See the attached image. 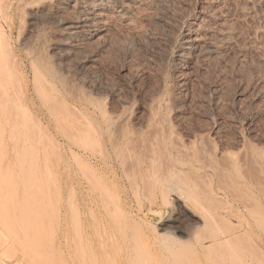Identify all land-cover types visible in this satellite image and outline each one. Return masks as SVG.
Returning a JSON list of instances; mask_svg holds the SVG:
<instances>
[{
    "label": "rangeland",
    "instance_id": "1",
    "mask_svg": "<svg viewBox=\"0 0 264 264\" xmlns=\"http://www.w3.org/2000/svg\"><path fill=\"white\" fill-rule=\"evenodd\" d=\"M6 1L8 2L6 3ZM29 1L30 0H10V1L5 0L3 1L4 3H2L3 5L7 4V6H11L9 12L13 17L14 26L11 32L5 26L3 28V38L6 39V41H8L7 47L9 48L12 54L10 56L11 61L9 57L7 61L6 57H5L6 59L4 60L3 56H1V58L3 59L2 61L0 59V64L2 63V66H4L3 61H6V63L4 62V64H7V66L10 67L13 64L15 68L17 67L16 69L13 66H11V68L8 67L9 69L6 66L4 67L5 69L6 68L8 69V73L10 72V74H11V70H13L12 72L13 76L9 74L7 75H9L10 79L13 78L14 80L15 78L14 81L19 83V84L18 83L15 84L11 79V81H9V83H7L5 87L6 89L9 90V88H11L9 84H11L12 82L15 84L13 85V87L15 86L14 87L15 89H17L18 86L20 87V91L19 88L17 90L19 93L14 89H10L11 91L9 90V92H7L8 90L5 91V88L4 90L0 89V91L1 93H3L2 91L6 92V95L3 94L4 96L9 95L12 92V90L14 92H17L18 94L17 97L20 99L18 101H20L24 105L21 103L20 104L22 106L19 103L17 104L15 103V104L16 105L19 104L21 108L23 106L26 108L23 107L24 110L22 111L21 114H20L21 112L20 110H19L20 112L17 111L16 112L18 113L17 115L16 113H14L15 104L12 106L11 103V100L12 99L14 100V98L12 99L10 98V96L14 97L16 94L15 95L10 94L8 96L10 101H7L8 97L7 98L4 97L2 99L3 95L0 93V97H1L0 102L4 103L5 101L3 100H6L5 106L0 103L1 106L0 111H2L3 109L2 107H5V109H7V110L3 109V111L0 113V264H131L130 263L131 261L132 263L136 264L137 262L136 258L137 260H140V258L142 260L143 256L141 254H143V252L147 253L146 256H150L153 259V261L156 260L158 261L159 264H167L169 263L170 254L176 252L175 250L178 249L179 247H180L179 249H182L184 251L181 253L189 257L191 256L195 264L198 263L216 264V262L217 264H221V260L219 259V257L221 258V256L222 255L225 256V254L228 255L229 253L228 250L231 248V246H229L230 248L228 247L229 248L228 250L226 248L227 251L225 252L224 251L225 247L228 244L224 246V249L222 246L223 250L219 248L218 245H216L217 248H219L217 251L220 250L219 251L220 253L215 251V249H217L216 247H213L215 248L213 250L215 253L212 252L213 253V254L211 253L212 256L211 254L207 255V252L210 253V250L212 251V249L209 248L210 250L208 249V251L207 249L205 250L203 249L202 251V249H200L197 246V243H194L195 240H193L194 239L193 233L194 231H196L194 230L196 228L191 223L192 221H190L192 217H190L189 215L188 218L187 216L188 213L183 211L182 208L177 207L175 203L172 201V199L168 198V196H166L167 198L166 200L168 201L166 200L163 201L162 198L164 199L166 194L164 195V193L161 191L163 197L162 195H160L159 186L156 187L155 185L154 189L156 188L157 190L153 189L152 192L154 197H152L151 192L147 193L148 190L147 191L145 190L147 188L144 186L143 183L140 182L142 178H140L139 176L137 177V175L131 176L132 179L135 178L136 181V182L134 181L135 183L131 184L132 182V181L130 182V180H132L131 177H127L126 174H123L118 164L117 158L114 157L115 155L108 146L107 133L105 132L104 129L105 128L104 117L106 114L114 115V114H118V112L119 113L121 112L118 115L122 116V114H124V116L129 118L127 119V123L129 120L130 126L128 125V127L130 129H128V127H126V129L131 131L132 130L131 128H133V130H138V128H142L138 130L139 132L137 131L138 134H142V135H146L150 132L152 128V124L149 122L152 119L159 118L162 120V121L160 120L161 124L163 122V124L161 125V128L164 129L163 132H165V134L168 135V137L171 140L172 139L174 140L177 137L178 138L182 137L183 139L179 138V140H182V142L184 143L183 145L186 146L187 143L190 141L189 143L190 144L193 143V146H195L193 147L190 145L192 148L195 149L197 147L196 150H198V145H199L200 146L199 149H202L201 151H203L207 155L209 154V152L211 154V152L215 151L217 148L215 153L219 154V158L218 159L212 158L213 161L212 164L216 168H218V170L219 167L221 168L220 165L222 164L221 162H224V160L222 159L227 157L225 155L220 156V154L223 152L224 153L227 152L226 154L230 153V155H233V159L234 158L236 159V160L234 159L235 162H238L239 160L237 166L238 164H239L238 167L242 165L239 170L244 171L248 167L247 171L248 170L250 171L249 166L252 165L256 170L260 168L258 171H255V173H258L260 171L263 172L264 171L262 170L264 168V162H262L264 161V155H262V153L264 154V63L263 61L260 62L261 63L260 66L258 59L255 56L251 55L252 58L253 57L255 58V59L254 58L251 59V61H248L252 65H250L248 62L247 63L249 65L247 63H245L244 65L243 63L245 60L244 59H243L244 61L241 60L240 58L242 57L237 56L235 53L234 56L233 53L230 54L231 55L230 57H232L229 58L230 61L229 59H224L219 56H214V59H212L213 57L211 58L213 61L212 60H210L211 62L209 61L207 65L208 67H206L203 71H201L200 75L198 76L194 75V72L197 69L196 67H198L196 66L198 64L195 63L196 60L193 61V65L195 67L191 66L192 68H190L187 61L182 59L181 57H178L176 54L178 49L180 48L179 46H181V44L179 43L183 41V38L187 34L188 29L190 28V26L193 25L192 23L195 21V19L202 15L203 9L205 8L203 7L205 6L204 0H156V1L141 0L142 2L139 1L140 3L139 5H137L136 3L137 6H135L134 9V13L136 14H134V16L131 14L129 16L130 18L128 17L124 20L123 18L117 16L110 17L112 18V20L110 18L108 19V21L109 20L111 21L106 24L105 26L106 30L100 31L98 34H96L91 39V43H90L91 45L90 44L84 45L90 47L85 48L82 44H78L77 46L80 45L83 47L80 48L75 46L76 48L74 49L71 48L73 49V52L70 49L71 53L69 52V50L67 51L69 53H67L66 50L54 49L52 51L48 50L47 52L46 51L47 49H44V51L47 52V54L51 53V55H49L51 57V59L49 58V61L51 60L50 63H52L50 64V68L52 70H57L58 68L59 70H61V68L64 67L63 72L64 70L67 72H64L63 75L65 76V74H67V76L65 77H68L69 81L71 80L70 81L71 83L74 82L77 85H79L78 87H80L81 89L83 88L82 92L83 93L84 91L87 92L84 94H86L88 98L89 96L90 98H92V101L89 98L88 101L86 102L83 101L77 102L76 106L77 109L79 108L80 112H82L88 117L90 121L89 122L90 125L96 132V137H95L96 141L94 140L92 142L95 143L93 147L95 151H93L89 148L82 146L80 143L72 142L63 136L59 128L56 126L57 125L56 122L54 120H51L52 116L48 114L49 111L42 105V103L38 99L33 89V84H32L33 78H31L33 73L32 72L33 68L31 67L32 65H30L31 62L27 51H25V49L23 51L22 48V44H23L22 42L25 40V38L27 39L31 34L30 24L28 23L29 22L28 10L25 11L23 10V8L25 7L28 9L29 5L27 6V4L29 3L26 2ZM159 1L161 2L159 3ZM149 3H151V5ZM2 4L0 5L3 6ZM49 6H47V10L49 9L48 11H50V9L52 8L51 6L50 8H48ZM147 6L149 7V9ZM202 7L203 9H201ZM251 9L255 11L253 13V11L251 10V13L253 15L254 14L256 15V16L254 15L253 17L251 14V18H252L251 20L254 21L255 19L254 22H251V27L255 26L256 23H257L256 26H258L259 24L258 21L261 16L260 13L261 11L260 9H258L257 4L255 3H251ZM225 13L227 15L228 13H231L232 15L230 14L228 15L230 17L234 16L232 20L234 24L232 22L231 23L235 25L234 27H236L237 29L239 27V29L243 30L244 31L243 36H246L245 33L246 31H248L247 29H249L250 23L249 22L247 23L246 21L244 22V20L242 19L240 21L238 17L235 19L236 15H233L232 11L230 12L227 11ZM115 17L117 18L115 19ZM180 17H182V19ZM118 18L122 20L121 21L122 24L120 20H118ZM180 19L182 20L181 21L182 23L180 22ZM52 24L50 25L51 26L55 25L54 30L55 29L58 30V28L59 29L62 28V26L59 24L58 25L60 27L56 26L57 24L54 25ZM61 30L63 31V28ZM61 30H58L60 31V33L56 31L54 34L53 33L47 34L48 36L46 34L44 36L43 34L45 38L41 35L40 41L41 40L44 41L45 39H47L46 37H53L54 40L57 39L58 41L61 40L63 36L61 35L62 34ZM121 30H123L124 32ZM49 39L52 38H48V40ZM53 39L51 41H54ZM48 40H45L44 41L45 43L43 42V45L46 46L47 45L46 41L49 43ZM172 42L173 44H171ZM63 51L65 52L63 53ZM25 53H27V55ZM13 57L15 60L13 59ZM215 57L218 58L216 59ZM14 61L17 62L16 66L14 64ZM253 61L258 62V64L256 62L254 63ZM8 62L10 63V65ZM0 69H1V65H0ZM190 69L191 70L194 69V70L190 71ZM3 71L5 70L3 69L2 72ZM5 72L4 74L7 73ZM7 75L5 76L7 77ZM192 75H194L195 77H193ZM2 76L4 79L10 80L8 77L5 78L3 73ZM4 83L6 84V81ZM80 85H82V87ZM88 94L90 95L88 96ZM155 95H157L158 97ZM159 95H161L160 98ZM165 97H167L169 100L166 98L167 101H165L164 103ZM64 99H66V101H71L70 96H64ZM157 99H158V104L157 103L156 104L158 106L154 104L155 102H157L156 101ZM9 102L11 103V105H9ZM14 102H17V100H15ZM151 102H153L152 105L149 104ZM162 102L164 105L163 104L161 105ZM91 103H93L94 105L98 103L97 104L98 106L96 105L95 107H92ZM145 105L148 106L149 109ZM170 105H173L174 108H172V106L170 107ZM101 106L103 107V109L101 108ZM152 106L158 110L156 115H155L156 111L155 113L154 111H152V109H154ZM161 106L163 107V109ZM164 106L167 107L165 108ZM10 108L14 110L13 111L14 115L19 116L20 123L21 120L24 119L25 122H27L28 120L27 122L28 124L27 123L23 124V120H22L21 126L19 125V123L14 122L15 126H17L16 124H18L19 126L17 128H14L12 126L10 127V125H13V122H11V124L7 122L11 120L14 121L16 117V116L10 117L12 115V113H10L12 111V110L10 111ZM21 108L19 107L18 109ZM171 108L173 109V111ZM168 109L170 110L169 113L170 115L168 114V120H167L166 112L168 113L169 111ZM127 110L129 113L127 112ZM7 111L11 115L7 114ZM109 111H111V113H108ZM112 111H115L116 113L113 112L112 114ZM125 113L128 114L125 115ZM153 113L155 117L153 116ZM158 113L163 117L160 118L158 116ZM5 114H7L11 120L8 119L7 118L8 116ZM21 115L23 118L20 117ZM30 115L33 116V119L31 118V120L34 121V124H36L35 121L38 119L37 122L40 121L42 123L41 125V123L39 122L41 126L47 125L46 126L48 130L47 132L52 134V136L54 137L53 139L56 140L55 142L52 139L55 142L54 144L53 141L49 140L52 138V136L49 135V133L44 132L46 130L44 129L45 127L44 128L40 127V125L38 124L39 128H41L40 130H42V128L44 130L41 132L46 133L45 135L46 138L47 137L49 138V139L47 138V140L44 138H42V140H39L41 132H39L38 126L37 127L35 126L36 128H38L36 129L32 125L33 122L29 118L31 117ZM147 117L150 118L149 121L148 119L146 121ZM5 118L8 119V121L6 122L8 125L4 123ZM15 121L17 122L18 120ZM96 124L99 127L96 126ZM164 124L166 125V127L164 126ZM145 125L148 127L147 130H145L146 129ZM88 128H90V126ZM36 130L38 131L37 132L38 135L35 134ZM89 130L87 129L86 131L89 132ZM133 130L131 133L134 134L135 132L136 134V131L133 132ZM172 130H174V132H177L178 136L174 134ZM171 131L174 134L173 136L174 138L171 137L172 136ZM92 132L94 131L91 130V132L89 133ZM27 133L28 134L30 133L29 135H33L31 137L34 140H32L31 137L27 135ZM49 136H51V138ZM196 136L198 137L196 138ZM28 137H30V139H28ZM35 137L37 138V140H39V142L35 141L36 140ZM190 139L192 140L194 139V140L191 142ZM195 139L196 142L194 143ZM197 139H199V141ZM207 139H209V141ZM203 140L204 143H206L207 145L203 143ZM210 140L213 143H211ZM197 142L199 144H197ZM208 142L212 145L211 146L209 144V146H211L210 148L208 146ZM73 145H75L76 147ZM253 146L254 149H251ZM248 147H250V149ZM68 148H70L69 151L70 153L68 152ZM75 148L77 150H75ZM187 148L188 145L186 146L185 149ZM83 149L85 152L83 151ZM189 149L191 148L189 147ZM189 149H187L189 153H191L192 150L195 151L194 149L192 150ZM252 150L255 151L252 152ZM72 151L75 153L78 152V154L73 153L72 156L74 157H71ZM100 151H102V154L97 156V152ZM81 152H83L84 154H82ZM79 154L82 156H80ZM242 154L244 155V157H246L245 160H243L244 158L243 156L239 158V156ZM260 154L262 155V157ZM76 155L80 156V159L78 158L80 163L81 161L82 163L84 162L85 158L83 157L87 158L85 160L88 161L87 162L88 164L86 163L85 165L86 167L83 166L84 168H86V171L90 169L93 170L94 176L97 175L98 172L100 173L98 174V179L96 178L97 176H95V178L94 177L92 178H94L95 181L96 179L99 180L98 182L101 183L100 187L103 186L107 187L106 192L110 191L108 192V196L110 195V193H112L113 195V196L112 195L109 196L112 198L109 197L108 198L110 200L111 199L114 200L115 202L117 200L120 213H122L120 214L118 212L119 210L117 211L118 214H120V216L117 215L118 217L117 218L118 220L116 219L117 223L114 222L115 223L114 227H116L117 229L114 230V237L108 243L103 242L101 240L103 236H106L110 232L108 231V229L110 230V226L108 224L104 222L102 223V221L99 222L97 224V227L99 225L100 231L98 229L96 230V227L94 229L90 227L92 216L89 215L90 213L84 207V203H85L84 195H86V193L90 189H92L94 186H97L98 184L94 185L93 187L91 186L95 181L92 180V178H90L91 175L86 174L87 172L85 171V169H82L85 171L83 172L85 174L84 175L85 177L82 175V172H80L79 170L82 168L80 167L82 165H80V163L78 164V166L80 165L79 166L80 168L76 166V162L78 161L76 159L77 158ZM171 155H173L171 157L172 162L176 166L180 167L181 165L177 162L183 160L184 158H182L181 156L176 157L175 152L173 151H171ZM257 155L259 156L258 158L256 157ZM247 156L250 157L252 156V157L251 159H249L250 157ZM174 157L176 158V160ZM253 158L255 159L254 164L252 160ZM216 160H218V162ZM186 161L187 160H185L184 162ZM240 161L242 163L248 162L250 164L246 163L248 165L247 166L246 164H241ZM90 163L92 164L91 165L92 167L90 166L91 168L89 167ZM186 163L188 164L184 166V169L190 172L191 171L194 172V173L191 172L192 173L191 175L190 172L187 171V174L189 173L188 175L193 176V174L197 173L198 175H194V176L196 177L195 179H199L200 182H202L205 179L207 185L209 186L211 185L210 186L211 189L218 192L219 194L218 196L223 200V201L221 200L223 205L225 203L224 202L225 200L226 202L227 200H229L227 204H225L224 206L222 205L220 199L215 200V202L220 201L221 204L219 203L218 204L215 203V204L218 205L219 207H225L231 209L232 208L231 205H233L234 202H232L233 198H231V195L228 194L229 187L227 189V186L230 183L229 181L231 179H237V177H235L237 174L234 172L230 173L227 171L231 175L230 177L233 176V178L230 179L229 176L227 175L226 170H224L223 168L220 169L222 171L219 170L221 174L218 171H216L217 173H219V175L223 176L222 177L223 181L225 179H229V181L227 180L228 183L224 181L225 183L223 182L224 183L223 185L222 183H220L222 180L221 177L220 176H219L220 178L218 177V179L220 180L219 183L223 185V188L226 185L225 187L226 189L225 188L221 189L223 191L222 192L221 190L217 189V187L221 188L222 185L219 186L218 183L219 180L216 181L218 175L215 174V172L212 169L210 170L206 166H203V164L201 163H195V162L193 163L189 161H187ZM262 163H263V168L261 169ZM190 164L193 167L189 166ZM243 165L244 166L246 165L245 168H243ZM202 170L208 175V177L203 176V179L201 178L202 177L201 173L202 174L204 173ZM90 172L88 171V173ZM222 173L223 174L226 173V175L224 174L226 178ZM250 173L251 176L252 174L254 175V171L253 173L252 172ZM183 175L185 176L186 173L185 174L183 173ZM183 175L182 173L181 175H176L175 173L174 176L170 175L169 177L172 176L171 179L176 177L177 180L178 176H183ZM166 176H168V174ZM206 177L209 178L210 182H208ZM85 178H88L90 181L88 180L87 182ZM155 178L156 177H154V180ZM109 180H111V183ZM215 181L218 184H215ZM89 182L91 183L93 182V183L89 184ZM98 182L96 181V183ZM102 182H103V186H102ZM129 182H130V186H128ZM135 184L138 185L136 186ZM141 186H144L145 189L142 188ZM129 187L132 188L130 189ZM132 189H134L135 192L137 191L139 194L137 192L136 193L133 192ZM180 189L181 190L183 189L182 191H185L184 188H180ZM224 190H226L227 192ZM250 193H251V188H250ZM144 194H147V196L149 194L148 198ZM133 195L134 196L137 195L139 197L135 198ZM176 207L178 210L181 211L182 215L180 214V211H178L179 214L178 212H176L177 211ZM96 215L97 212H95V216ZM184 216L185 217L187 216V218H184ZM254 218L257 220V222ZM262 218H264V214L259 215L257 213H253L250 216H248L247 220L240 222L242 225H239V227H237L236 225L237 223L238 224L240 223L237 222L236 220H233V218H232L233 224H228L229 222L227 223V219L223 220V222L224 223L226 222L227 224L226 223L224 224L223 222L215 221V223L211 224L210 227L205 230V232L202 233V231L200 230L199 232L198 231L195 232L194 237L197 238L196 235L200 234L199 235L200 237L203 234L210 233L211 232L210 229H212L213 227L214 228L212 231L214 233L215 229L218 226L221 227V225H223L221 227L222 229L224 228V226H226L222 232H224V230H227V232L230 230L231 232L232 231H234V233L240 232L239 234H241L242 230L244 231L247 230V232L251 236L249 234H246L247 233L246 231L245 234H246V238L248 237L247 242H249V238L251 237L250 238L251 247L249 250L248 248L249 246L246 244L248 246L247 247L248 249L246 252L245 251L246 247L245 248L243 247L242 249L243 255L244 253L253 254L252 257H249V255L251 256V254L249 255L246 254V258L247 259L250 258L248 260L251 261V264H264V232L262 231V227H264V220ZM188 220L190 222H188ZM186 225L187 227L190 225L189 228H187ZM227 225H230L229 226L230 229H226L228 228ZM232 225L235 226L233 227L235 228V230L232 228ZM123 226H125V229L123 228ZM188 230L190 231L188 232ZM171 231L174 233L173 234L170 233ZM186 231L189 234L193 232L191 236H189V239L188 238L186 239V237H188V235L186 236L187 234ZM132 232L134 234V237ZM217 233L223 235L226 232L221 234V231H218ZM160 234L162 236L159 237ZM166 234L167 235L169 234L170 236H167ZM100 235L102 237H100ZM172 235L175 237L171 238ZM137 238L140 239L141 242L138 243L134 240ZM154 238H157V240ZM180 238L185 239L182 240L183 243L180 242L181 240ZM178 239L180 240L178 241ZM177 241L179 243H177ZM184 241L187 242L185 243ZM134 243L138 244L139 246H137L136 244L135 246ZM176 243L179 245L177 246ZM132 244L134 245L135 248H137L135 249L132 247V249H134L131 251V253L134 254L133 257L132 254L130 253L131 250L130 246H133ZM141 246L143 247L141 248ZM176 246L178 248H175ZM190 246L192 248V251ZM138 247H140V249ZM172 247H174V249ZM143 248L145 249L144 251ZM159 249L162 251H160ZM138 250H139V254L137 256H139V258L136 256ZM167 250H169L171 253L168 254ZM171 250L174 251L172 252ZM204 252L206 253V255ZM221 252H225V253L222 254ZM192 253H195L196 256H194L195 254L193 255ZM217 253L221 255L218 256ZM254 254L256 255V257L254 256ZM213 255L216 256L218 259ZM227 255L225 256L226 258L224 256L222 257L223 260L228 258ZM131 257L132 260H130ZM165 257L167 258V260ZM207 257L209 258L212 257L217 260L210 258L214 262L212 261L209 262L210 260L207 259Z\"/></svg>",
    "mask_w": 264,
    "mask_h": 264
},
{
    "label": "bare ground",
    "instance_id": "2",
    "mask_svg": "<svg viewBox=\"0 0 264 264\" xmlns=\"http://www.w3.org/2000/svg\"><path fill=\"white\" fill-rule=\"evenodd\" d=\"M1 1V0H0ZM5 1V0H3ZM3 1L0 2V4L4 3ZM10 1V0H9ZM139 1L141 0H30L29 2H26V3H29L27 4L28 6V9L26 8H23V10H28V17H29V24H30V36L22 42V48H23V51L25 49V51H27L28 55H29V58H30V62L32 65L31 67L33 68L32 69V77L33 78V83L31 81V83L33 84V89L38 97V99L40 100V102L42 103V105L49 111L48 114H50L52 116L51 120H54L56 122V126L59 128V130L61 131V133L63 134V136L72 141V142H76V143H80L82 146L86 147V148H89L93 151H95L93 149L95 143H92L94 140L96 141L95 137H96V132L95 130L92 128V126L90 125V121L88 119V117L83 114L82 112L79 111V108L77 109V106H76V103L77 102H80V101H83V102H86L88 101V99L90 98V94H88L89 98L87 97L86 94L84 93H87L84 91V93L82 92L83 88L81 89L80 87H78L79 85H77L76 83L74 82H70L69 81V78L68 77H65L67 76V74H65V76L63 75L64 72H67L64 70L63 72V68H61V70H59V68L57 70H52L50 68V63L51 60L49 61V58L51 59V57L49 55H51V53H48V50L49 51H52L54 49H59V50H66V52L69 50L70 52V49L71 48H76L75 46H77L78 44H82L83 46L84 45H87V44H90L91 43V39L96 35L98 34L100 31H103V30H106L105 26L108 22H110L112 20V18L110 17H114V16H117V17H120V18H123L126 19L128 18L131 14L134 16V9H135V6L139 5ZM146 1V0H145ZM152 1V0H151ZM156 1V0H155ZM8 1H6L7 3ZM142 2V1H141ZM144 2V1H143ZM154 2V1H153ZM161 1H159L160 3ZM203 2V1H202ZM13 3V2H12ZM21 3V2H20ZM25 3V4H26ZM137 3V5H136ZM152 3V2H151ZM151 3H149L151 5ZM155 3V2H154ZM204 3H205V7L203 9V7L201 9H203V12H202V15L197 17L195 19V21L192 23L193 25L190 26V28L188 29L187 31V34L184 36L183 38V41L179 44H181V46H179L180 48L178 49L177 51V56L178 57H181L182 59L186 60L189 67L192 68L194 65H193V61L196 60V71L194 72V75L195 76H198L200 75L201 71H203L206 67H208V63L210 60L214 59V56H219L221 58H224V59H229V58H232L230 57L231 53H233V56H234V53L239 56V57H242L240 58L241 60L244 61V65L245 63H247L248 61H251V59H253L251 57L252 56H255L257 59H258V62H259V65L261 64L260 62L263 61L264 63V0H204ZM251 3H255L257 4L258 6V9H260V13H261V16L259 18V24L258 26H252L251 27V22H254L253 20H251V10L253 11V13L255 12L253 9H251ZM203 4V3H202ZM200 4V5H202ZM3 5V4H2ZM13 5V4H12ZM51 6L52 8L50 9V11L47 10V6ZM154 5V4H152ZM156 5V4H155ZM23 6V5H22ZM50 6L48 8H50ZM139 7V6H138ZM148 7V6H147ZM253 7V6H252ZM11 8V6H7V4L1 6L0 5V59L2 61V59L4 58V60L6 59L8 61V57L10 59V56H11V51L9 50V48L7 47L8 44L6 41V39L3 38V28L4 26L11 32L13 26H14V20H13V17L12 15L10 14L9 12V9ZM22 9V8H21ZM20 9V10H21ZM137 9V7H136ZM149 9V7H148ZM141 10V9H139ZM138 10V11H139ZM189 10V9H187ZM11 11V10H10ZM19 11V10H18ZM136 11V10H135ZM202 11V10H201ZM230 12L232 11L233 12V15H236L235 16V19L238 17L239 20L241 21L244 20V22L246 21L247 23L249 22L250 23V26H249V29H247L248 31H246L245 35L246 36H243L244 34V31L234 27L235 25H233V18L234 16L230 17L228 16L229 14L232 15L231 13H228V15L225 13V12ZM16 12V11H15ZM27 13V12H25ZM138 13V12H137ZM184 13V12H182ZM139 14V13H138ZM201 14V13H200ZM15 15V14H14ZM26 15V14H25ZM195 15V14H194ZM255 15V14H254ZM254 15L252 14V16L254 17ZM145 16V14H144ZM191 16V15H190ZM197 16V15H196ZM256 16V15H255ZM115 17V19L117 18ZM142 17V16H141ZM149 17V16H148ZM177 17V16H176ZM185 17V16H184ZM111 19L108 21V19ZM130 18V17H129ZM133 18V17H132ZM139 18V17H138ZM152 18V17H151ZM178 18V17H177ZM182 19V17H180ZM230 18V19H229ZM232 18V19H231ZM256 18V17H255ZM179 19V18H178ZM180 19V22L182 21ZM184 19V18H183ZM118 20H120L118 18ZM129 20V19H128ZM153 20V19H152ZM151 20V21H152ZM114 21V20H113ZM122 20H120L121 22ZM150 21V20H149ZM157 21V20H156ZM236 21V20H234ZM117 22V21H116ZM119 22V21H118ZM119 22V23H120ZM127 22V21H126ZM233 24H232V23ZM57 24L56 26H59L61 25L62 28H63V31L61 29L58 28V30H61L62 31V39L61 40H57V39H53V37H46L47 39L45 40H48V38H52L54 41H51L52 39H49V43L46 41L47 45H43V42L45 41H40V37L41 35L45 36V34H54L56 31H58L57 29L54 30V24ZM114 23V22H113ZM175 23V22H174ZM182 23V22H181ZM180 23V24H181ZM50 24L54 25V26H51ZM59 24V25H58ZM116 24V23H115ZM122 24V22H121ZM179 24V25H180ZM184 24V23H183ZM236 24V23H235ZM175 25V24H174ZM254 25V24H253ZM125 26V25H124ZM178 26V24H177ZM28 27V26H27ZM60 27V26H59ZM57 28V27H55ZM109 28V27H108ZM111 28V27H110ZM126 28V27H125ZM115 30V29H114ZM134 30V29H133ZM8 31V32H9ZM123 31V30H121ZM171 31V30H170ZM175 31V30H174ZM243 31V32H242ZM9 32V33H10ZM29 32V33H30ZM60 33V31H58ZM124 32V31H123ZM58 33V34H59ZM119 33V32H117ZM121 33V32H120ZM129 33V32H128ZM136 33V32H135ZM112 34V33H111ZM133 34V33H132ZM131 34V35H132ZM137 34V33H136ZM113 35V34H112ZM124 35V34H123ZM43 36V37H44ZM48 36V35H47ZM54 36V35H53ZM116 36V35H115ZM129 36V35H128ZM7 37V36H6ZM139 37V36H138ZM174 37V36H173ZM12 38V37H11ZM45 38V37H44ZM112 38V37H111ZM130 39V38H129ZM57 40V41H56ZM107 40V39H106ZM134 40V39H133ZM97 41V39H96ZM110 41V40H109ZM114 41V40H113ZM129 41V40H127ZM42 42V43H41ZM93 42V41H92ZM45 43V42H44ZM173 44V42L171 43ZM252 44V45H251ZM91 45V44H90ZM83 46H77V47H83ZM169 46V45H168ZM171 46V45H170ZM45 47V48H43ZM85 48L87 46H84ZM90 47V46H88ZM87 47V48H88ZM173 47V46H172ZM106 48V47H105ZM174 48H177V47H174ZM44 49H47L45 52ZM73 49L72 52H73ZM166 50V49H165ZM75 51V50H74ZM164 51V50H163ZM176 51V49H175ZM55 52V51H54ZM53 52V53H54ZM65 51H63L64 53ZM67 52V53H69ZM27 53H25L27 55ZM71 53V52H70ZM24 54V55H25ZM166 54V52H165ZM54 55V54H53ZM70 55V54H69ZM1 56H3V58H1ZM14 56V55H12ZM6 57V58H5ZM67 57V56H66ZM213 57V58H212ZM212 58V59H211ZM216 58V57H215ZM218 58V57H217ZM216 58V59H217ZM14 59V57H13ZM12 59V61H13ZM27 59V58H26ZM238 59V58H237ZM239 59V60H240ZM255 59V58H254ZM15 60V59H14ZM178 60V59H177ZM240 60V61H241ZM11 61V59H10ZM9 61V62H10ZM213 61V60H212ZM230 61V59H229ZM4 62L6 63V61H3V65L2 66V63L0 64L1 65V69L3 67V69L6 71V69L9 67L7 66V64H4ZM8 62V63H9ZM16 61H14V64L15 66L17 65V62L15 63ZM181 62V60H180ZM211 62V61H210ZM254 62V61H253ZM252 62V63H253ZM256 62V61H255ZM254 62V63H255ZM258 62H256L258 64ZM194 63V64H195ZM249 63V62H248ZM247 63V64H248ZM28 64V63H27ZM246 64V65H247ZM250 64V63H249ZM248 64V65H249ZM10 65V63H9ZM62 65V64H61ZM187 65V64H186ZM252 65V64H250ZM255 65V64H254ZM7 67L6 69L4 67ZM11 66L14 67V65L12 64ZM11 66L9 68H11ZM20 66V65H19ZM54 66V65H53ZM52 66V67H53ZM192 66V67H191ZM214 66V65H213ZM222 66V65H221ZM237 66V65H236ZM261 66V65H260ZM57 67V66H56ZM62 67V66H61ZM195 67V66H194ZM211 67V65H210ZM8 68V69H9ZM15 68V67H14ZM13 68V69H14ZM17 68V67H16ZM15 68V69H16ZM239 68V67H238ZM241 68V67H240ZM254 68V67H253ZM0 69V89L4 90L5 88V91H7L8 89H6L5 85H7V83H9V81H12L16 84L18 82L14 81L13 78L10 79L9 75H12V72L13 70H11V74L10 72L8 73V69H7V73L5 71L2 72V70ZM55 69V68H54ZM263 69V68H262ZM194 70V69H192ZM190 69V71H192ZM16 71V70H15ZM71 71V70H70ZM4 72L6 74H4ZM2 73L3 75H7V77L10 79H4L3 76H2ZM245 73V72H244ZM72 74V73H71ZM182 74V73H181ZM190 74V72H189ZM194 75H192L193 77H195ZM205 75V74H204ZM11 76V77H12ZM69 76V75H68ZM72 76V75H71ZM70 76V77H71ZM189 76V75H188ZM5 76V78H7ZM6 81V84L3 82ZM68 78V79H67ZM198 78V77H197ZM8 80V81H7ZM74 80V79H73ZM4 84H3V83ZM14 83L11 82L9 90L10 89H14L15 91L18 90L19 88V91H20V87L18 86L17 89H15L13 87V85H15ZM19 84V83H18ZM76 84V85H75ZM3 85V86H2ZM12 85V86H11ZM31 85V84H30ZM32 86V85H31ZM82 87V85H80ZM166 87V86H165ZM8 88V87H7ZM162 88V87H161ZM171 88V87H170ZM9 90L7 92H9ZM163 90V89H162ZM11 91V90H10ZM164 91V90H163ZM162 91V92H163ZM3 93H0L3 95L5 94L6 95V92L2 91ZM12 90V92L10 93L11 95H15L14 97L10 96V98H14L13 102L11 100V103H12V106L16 103H21L20 100L18 97H17V92H14ZM13 93V94H12ZM19 93V92H18ZM22 93V92H21ZM27 93V92H26ZM8 94V93H7ZM9 94V95H10ZM164 94V93H163ZM9 95L7 96H4L2 97V99L5 97L7 98ZM27 95V94H26ZM34 96V95H33ZM64 96H70L71 98V101H66V99H64ZM154 96V95H152ZM157 96V95H155ZM161 95H159V98H160ZM165 96V95H163ZM17 97V99H16ZM22 97V96H21ZM151 97V96H150ZM158 97V96H157ZM156 97V98H157ZM28 98V97H27ZM69 98V97H67ZM158 98V99H159ZM167 97H165V100H164V103L165 101H167L166 99ZM1 99V97H0ZM91 101H92V98H90ZM152 99V98H150ZM154 99V98H153ZM158 99L156 100L157 102H155L154 104H158ZM15 100H17V102H14ZM160 100V99H159ZM169 100V99H168ZM1 101V100H0ZM5 101L4 103H1L5 106V103H6V100H3ZM2 101V102H3ZM7 101H10L9 100V97L7 99ZM162 101V100H161ZM171 101V100H170ZM94 102V101H93ZM98 102V101H96ZM149 102V101H148ZM172 102V101H171ZM11 103L9 102V105H11ZM95 103V102H94ZM153 102L149 103L152 105ZM15 104V108L14 110L12 108H10V113H12V115L10 113H8L7 111V114L11 115L10 117L12 116H16L14 121H12L9 116L7 114L8 119H10L11 121L7 122L8 119L5 118L4 119V123H10L13 122V125H10V127H14V128H17L19 125L21 126V123H22V120H23V124L24 123H27L25 122L24 119H22V115L20 117H22L21 119V123L19 121V116L18 113H16L17 111L20 112V114L22 113V111L24 110L23 107L21 108V103L20 105H16ZM90 104V103H88ZM92 107H95L96 105H94L93 103H91ZM156 104V105H157ZM163 104V102L161 103V105ZM169 104V103H168ZM24 105V104H23ZM30 105V104H29ZM164 105V104H163ZM98 106V105H97ZM146 106V105H145ZM158 106V105H157ZM173 105H170V107ZM1 107V106H0ZM10 107V106H9ZM21 108V109H18V108ZM30 107V106H28ZM90 107V106H89ZM126 107V106H125ZM148 107V106H146ZM153 107V106H152ZM162 107V106H161ZM160 107V108H161ZM165 107V106H164ZM167 107V106H166ZM165 107V108H166ZM3 109H5V107H2ZM1 108V109H2ZM26 108V107H24ZM101 108L103 109V107L101 106ZM122 108V107H121ZM130 108V107H128ZM154 108V107H153ZM164 108V110H165ZM169 108V107H168ZM171 108V109H172ZM2 109V111H3ZM9 109V108H8ZM18 109V110H17ZM149 109V107H148ZM163 109V107H162ZM7 110V109H5ZM4 110V111H5ZM26 110V109H25ZM121 110V109H120ZM151 110V109H150ZM169 110V109H168ZM167 110V111H168ZM0 111V113L2 112ZM13 111L14 113H16L17 115H14L13 114ZM28 111V110H27ZM47 111V112H48ZM103 111V110H102ZM107 111V110H106ZM152 111H156L155 115L157 114V109L154 108L152 109ZM161 111V110H160ZM159 111V112H160ZM173 111V109H172ZM29 112V111H28ZM27 112V114H28ZM46 112V113H47ZM116 113L115 111H112V114ZM123 112V111H122ZM126 112V111H125ZM128 112V110H127ZM132 112V111H131ZM166 112V111H165ZM24 113V112H23ZM30 113V112H29ZM89 113V112H88ZM107 113V112H106ZM108 113H111V111H109ZM121 113V112H120ZM118 112V114H120ZM124 113V112H123ZM129 113V112H128ZM128 113H125L128 114ZM153 113V116L155 117ZM162 113V112H161ZM160 113V114H161ZM170 113V110L168 111V113L166 112L167 114V120H168V114ZM172 113V112H171ZM4 114V112H3ZM19 114V115H20ZM31 114V113H30ZM105 114V112H104ZM118 114H114V115H109V114H106L105 117H104V129H105V132L107 133V141H108V146L109 148L111 149V151L113 152V154L115 155L114 157L117 158L118 160V164L123 172V174H126L127 177H131V176H136L137 177L139 176L140 178H142L140 180L141 183L144 184V186L147 188L145 189L144 186H141L142 188H144L147 193L148 192H151V196H153V189L156 185L159 186V189H160V195H162V192L164 193L165 197L164 199L162 198L163 195H162V200H166V196H168L169 199H172V201L175 203V205L177 207H180L182 208L183 211H185L186 213H188V218H189V215L190 217H192V219L190 221H192L191 223L194 225V227L196 229V231H194L193 235L195 236V232H199L202 231L205 232L206 229H208L210 227L211 224H214L215 221H218V222H223V220H226L227 219V223L228 224H233V221H232V218L233 220H236L237 222H242L244 220H247L248 219V216H250L251 214L253 213H257L259 215H262L264 214V171H260L258 173H255V171H258L259 169H255L252 165H250L249 169V173L247 171V168L242 171V170H239L240 167L242 165L237 166V163L239 162H235V160L233 159V155H230L229 154H226V153H221L220 156L222 155H225L227 156L226 158L222 159L224 160V162H221L222 164L221 165V168H223L224 170H226V172H234L236 173L237 175L235 177H237V179H231L233 178L230 177L231 175L227 172V175L229 176V178L231 179L229 181V179H225L224 181L226 183H228V181L230 182L227 186V189L229 187V195H231V198H233L232 202H234L231 209L229 208H225V207H219L218 205L216 204H221L222 203V199L218 196V192L214 191L213 189H211V185H207V183L205 182V179L202 181L203 179V176H207L208 175L204 172L203 174H206V175H200V177L202 178L200 182L199 179H195L196 177L194 175H198L197 173L193 174L191 172L193 171H188V170H185L184 169V166L187 165L188 163H186L187 161L189 162H195V163H201L203 164V166H206L207 168H209L210 170L212 169L215 174H217V178H216V181L219 180L218 177L220 176L221 179L223 176L219 175V173L221 174L220 170L221 168L219 167V170L218 168H216L212 163V158L214 159H218L219 158V154L218 153H215V151L209 152V154L207 155L206 153H204L203 151H201L202 149H199V145H198V150L197 147L194 149L192 148L191 146H193V143L189 144L187 143L188 145V148L189 147L191 149L189 150H192L194 149L195 151H191V153L188 152L185 145H183L184 143L182 142V140H179V138H182V137H177V132H174V130H172L174 132V134H176L177 138H175L174 140L170 139L168 137V135L165 134V132H163L164 129L161 128V122L159 118H155V119H152L149 123L152 124V128L150 130V132L146 135H142V134H138V130L139 129H142V128H138V130H133V128H131L134 131H136V134L134 132L129 131L128 129H130L128 127L129 125V120H128V123H127V118L126 116H124V114H122V116L118 115ZM152 114V112H151ZM163 114V113H162ZM49 115V116H50ZM108 115V116H107ZM148 115V114H147ZM150 115V114H149ZM170 115V114H169ZM27 116V115H26ZM31 118L33 119V116L30 115ZM128 116V115H127ZM131 116V115H130ZM158 116L160 118H162L163 116L162 115H159L158 113ZM157 116V117H158ZM35 117V116H34ZM150 117V116H149ZM152 117V118H154ZM4 118V116H3ZM28 118V117H27ZM94 118V117H93ZM92 118V119H93ZM150 120V118H146V121ZM165 119V118H164ZM15 120H18L17 122ZM29 120V121H30ZM35 120V118H34ZM2 121V120H1ZM33 122V126L34 128H36L38 126L39 128V122L38 119L35 121V123L37 124H34V121L31 120ZM30 121V122H31ZM93 121V120H92ZM162 121V120H161ZM170 121V119H169ZM19 123L16 124L17 126H15V123ZM132 122V121H131ZM6 123V124H7ZM41 123V122H40ZM126 123H127V126H126ZM148 123V122H146ZM28 124V123H27ZM39 124V125H38ZM145 124V123H144ZM166 124V123H165ZM164 124V126L166 127V125ZM8 125V124H7ZM30 125V123H29ZM42 125V123H41ZM40 127H45L44 129H46L45 131L43 130H40L41 128H39V132L41 131H44V132H47V128L45 126H41ZM44 125V124H43ZM132 125V124H131ZM134 125V124H133ZM150 125V124H149ZM27 126V125H26ZM32 126V127H33ZM36 126V127H35ZM90 126V128H88ZM96 126H98L96 124ZM130 126V125H129ZM146 126V125H145ZM144 126V127H145ZM162 126V127H164ZM173 126V125H172ZM23 127V125H22ZM31 127V125H30ZM99 127V126H98ZM126 127H128V129H126ZM139 127V126H138ZM143 127V129H144ZM151 127V126H150ZM149 127V128H150ZM168 127V126H167ZM36 128V129H38ZM147 126H146V129L147 130ZM89 130L91 129L92 133H89L91 132V130H89V132H87L86 130ZM135 129V128H134ZM171 129V128H170ZM144 130V131H145ZM166 130V129H165ZM138 131V132H137ZM171 131V132H172ZM28 132H31V131H28ZM38 131L36 130L35 131V134L38 135L37 133ZM42 133L40 134V138L39 140H42V138L46 139V133ZM143 132V131H142ZM172 132V136H171V133H170V136L173 137L174 134ZM33 133V132H32ZM49 133V132H47ZM141 133V132H140ZM144 133V132H143ZM30 134V133H29ZM27 133L28 136H33V135H29ZM44 134V135H42ZM99 134V133H98ZM49 135L52 136V134L49 133ZM36 136V135H35ZM43 136V137H41ZM48 136V135H47ZM51 136H49L51 138ZM30 137H28V139H30ZM37 137V136H36ZM35 137V141L39 142V140H37V138ZM195 137V136H194ZM193 137V138H194ZM198 136H196L197 138ZM203 137V136H202ZM54 137L52 136L51 141H55V139H53ZM174 138V137H173ZM204 138V137H203ZM32 139V137H31ZM53 139V140H52ZM183 139V138H182ZM34 140V139H32ZM191 142L194 140L190 139ZM199 141V139H197ZM209 141V139H207ZM206 140V141H207ZM53 141V144L55 143ZM63 141V140H62ZM196 142V139L194 141V143ZM211 142V140H210ZM36 143V142H35ZM99 143V142H98ZM203 143H204V140H203ZM213 143V142H211ZM74 144V143H73ZM93 144V146H92ZM186 144V143H185ZM197 144H199L197 142ZM196 144V145H197ZM206 144V143H204ZM209 142H208V146H209ZM56 145V144H55ZM77 145V144H75ZM73 145V146H75ZM191 145V146H190ZM195 145V144H194ZM207 145V144H206ZM211 145V144H210ZM215 145V144H214ZM63 146V145H62ZM212 146V145H211ZM209 146V148L211 147ZM76 147V146H75ZM78 147V146H77ZM99 147V146H98ZM195 147V146H193ZM207 147V146H206ZM72 148V147H71ZM83 148V147H81ZM107 148V147H106ZM250 149V147H248ZM74 149V148H73ZM71 149V150H73ZM85 149V148H84ZM83 149V151H84ZM108 149V148H107ZM251 149H254V146L251 148ZM75 150H77L75 148ZM207 150V149H206ZM209 150V149H208ZM70 151V148H68V152ZM80 151V150H79ZM171 151L175 152V155L176 157H179L181 156L182 158H184L183 160H180L178 161L177 163H179L181 166L178 167L176 166L172 160H171V157L173 155H171ZM211 151V149H210ZM219 151V150H218ZM248 151V149H247ZM251 151V150H250ZM249 151V152H250ZM255 151V150H252V152ZM85 152V151H84ZM90 152V151H89ZM221 152V151H220ZM247 152V153H249ZM70 153V152H69ZM73 153L75 152H71V157H74L72 156ZM78 154V152H76ZM75 153V154H76ZM82 154H84L83 152H81ZM104 153V152H103ZM246 153V155H247ZM256 153V152H255ZM254 153V154H255ZM88 154V153H87ZM92 154V153H91ZM102 154V151L100 152H97V156L101 155ZM232 154V153H231ZM244 154V153H243ZM240 155L239 158H241L242 156L244 157V155ZM251 154V153H250ZM253 154V155H254ZM80 155V154H79ZM75 156V158L78 160L76 162V166H78V164L80 163L79 162V159H80V156ZM218 155V157H217ZM261 155V154H260ZM262 155H264L262 153ZM261 155V157H262ZM91 156V155H90ZM94 156V155H93ZM213 156V157H211ZM96 157V156H95ZM247 157H250V156H247ZM252 157V156H251ZM251 157L249 159H251ZM257 158L259 157L258 155L256 156ZM255 157V158H256ZM79 158V159H78ZM85 159H87L86 157H83ZM90 158V157H89ZM92 158V157H91ZM175 158V157H174ZM223 158V157H222ZM246 157L243 158V160H245ZM84 159V162L80 163V167H82L80 170V172H82V175L84 176L85 174L83 172L86 171V163L88 162L87 160ZM105 159V158H104ZM173 159V158H172ZM221 159V157H220ZM226 159V160H225ZM69 160V159H68ZM109 160V159H108ZM176 160V158H175ZM185 160H187L186 162H184ZM241 160V159H240ZM242 160V161H243ZM253 160V164H254V158L252 159ZM90 161V160H89ZM100 161V160H99ZM218 162V160H216ZM221 161V160H219ZM258 161V160H257ZM73 162V164H74ZM96 162V160H95ZM176 162V161H175ZM264 162V161H262ZM58 163V161H57ZM102 163V162H101ZM241 164H250L248 162L246 163H242L240 161ZM257 163V162H256ZM255 163V164H256ZM56 164V162H55ZM84 164V165H83ZM88 164V163H87ZM216 164V163H215ZM246 164V165H247ZM259 164V163H258ZM58 165V164H57ZM63 165V163H62ZM92 164L90 163L89 164V167L91 166ZM95 165V164H94ZM197 165V164H196ZM195 165V166H196ZM245 165V166H246ZM78 166V167H79ZM84 166V167H83ZM100 166V165H99ZM102 166V165H101ZM108 166V165H107ZM191 166V164L189 165ZM195 166H194V169H195ZM245 166L243 165V168H245ZM248 166V165H247ZM255 166V165H254ZM56 167V166H55ZM79 167V168H80ZM92 167V166H91ZM90 167V168H91ZM193 167V166H191ZM253 167V168H251ZM256 167V166H255ZM259 167V165H258ZM69 168V167H68ZM88 168V166H87ZM94 168V167H93ZM202 168V167H201ZM199 168V169H201ZM242 168V169H243ZM257 168V167H256ZM263 168V163H262V166H261V169ZM77 169V168H76ZM82 169H85L82 170ZM103 169V168H102ZM108 169V168H107ZM82 170V171H81ZM88 170V169H87ZM91 170V169H90ZM90 170H88L90 172ZM205 170V169H204ZM223 170V171H224ZM264 170V168L262 169ZM88 171H86L87 173L86 174H89L91 175L90 178L97 176L96 178L98 179V174H100L98 172V169H97V172L98 174L94 176V171L91 170L90 173H88ZM187 171L190 172L191 175H188L187 174ZM198 171V170H197ZM206 171V170H205ZM216 171H218L219 173H217ZM254 171V175L252 174L251 176V173H253ZM104 172V171H102ZM180 172V173H179ZM244 172V173H243ZM111 173V171H110ZM116 173V172H115ZM176 173V175H183V173L186 175L184 176H178L177 180H176V177L171 179L172 176H174ZM194 173V172H193ZM200 173V172H199ZM233 173V174H234ZM168 174V176H166ZM174 174V175H173ZM214 174V175H215ZM223 174V173H222ZM226 175V173H224ZM223 174V175H224ZM88 175V176H89ZM104 175V174H103ZM101 175V176H103ZM115 175V174H114ZM117 175V174H116ZM170 175H172L171 177H169ZM224 175V177H225ZM107 176V175H106ZM85 177V176H84ZM120 177V176H119ZM153 177V178H152ZM154 177L155 180H154ZM180 177V178H179ZM199 177V178H200ZM206 177V178H207ZM219 177V178H220ZM92 178V180L95 181V179ZM111 178V177H110ZM115 178V177H114ZM226 178V177H225ZM88 182V178H85ZM96 181L98 182L99 180ZM108 179V178H107ZM116 179V178H115ZM132 179V177H131ZM213 179V178H212ZM139 180V179H138ZM208 182L209 181V178H207ZM206 180V181H207ZM228 180V181H227ZM90 181V180H89ZM96 181L92 184L91 182H89V184H92L91 186L93 187L94 185H97V186H94L92 189H90L86 195H84V207L87 209V211L90 213L89 215L92 216V220H91V224H90V227L92 229H94L96 227V230L98 229L99 230V225L97 227V224L99 222L102 221V223H106L110 226V230L108 229V231H110L106 236H101L102 237V241L103 242H109L112 240V238L114 237V230L117 229L116 227H114L115 223H117L116 219L118 218L117 215L120 216V210H119V206H118V203H117V200L116 202L114 200H110L109 198H112V197H109L112 195V193H110V195L108 196V192H106V188L107 187H104L103 186V182H102V186L103 187H100L101 186V183H96ZM110 183H111V180H109ZM114 181V180H113ZM132 181V182H131ZM135 178H133L132 180H130L131 184L132 183H135ZM215 181V184H218L220 182V180L218 181V183ZM223 179L221 180L220 183H222L224 185V182ZM130 182L128 183V186H130ZM205 182V183H204ZM224 182V183H223ZM121 183V182H120ZM124 183V182H123ZM138 183V182H137ZM140 183V184H141ZM177 183V184H175ZM202 183V184H200ZM219 183V186H221L222 184ZM125 184V183H124ZM136 186L138 184H135ZM223 185L221 186V188H218L219 190H221L223 188ZM122 186V185H121ZM134 186V185H133ZM218 186V185H217ZM85 187V186H84ZM90 187V186H89ZM135 187V186H134ZM133 187V188H134ZM210 187V188H209ZM226 187V185H225ZM224 187V188H225ZM125 188V187H124ZM130 188V187H129ZM132 188V187H131ZM130 188V189H131ZM139 188V187H138ZM180 188H184L185 191H182ZM223 188V189H224ZM250 188H251V193H250ZM135 189V188H134ZM134 189H132L133 192ZM156 189V188H155ZM154 189V190H155ZM226 189V188H225ZM137 190V189H136ZM143 190V189H142ZM144 190V191H145ZM157 190V189H156ZM131 191V190H130ZM131 191V192H132ZM141 191V190H139ZM162 191V192H161ZM222 191V190H221ZM226 191V190H224ZM112 192V191H111ZM132 192V193H133ZM137 192V191H136ZM135 192V193H136ZM223 192V191H222ZM227 192V191H226ZM138 193V192H137ZM220 193V192H219ZM225 193V192H224ZM139 194V193H138ZM150 194V193H149ZM148 194V196H149ZM146 195V197L148 198L147 194H144ZM113 196V195H112ZM134 196V195H133ZM109 197V198H108ZM116 197V196H115ZM135 198L139 197V196H134ZM224 197V196H223ZM218 198V199H217ZM226 198V197H225ZM150 199V198H149ZM220 201H216L215 200H219ZM138 200V199H137ZM161 200V202H162ZM168 201V200H166ZM165 201V202H166ZM171 201V200H169ZM229 200H227L228 202ZM152 202H153V199H152ZM224 205L227 204L226 200L224 201ZM164 203V202H163ZM216 203V204H215ZM152 204V203H151ZM173 204V203H172ZM223 205V203H222ZM223 205V206H224ZM176 207V212L180 211L178 210ZM119 210V211H118ZM120 214H118V212ZM95 212H97V215L99 216H95ZM179 214V212H178ZM180 214L182 215L181 211H180ZM184 214V213H183ZM177 216V215H175ZM187 216L184 218H187ZM228 216V218H227ZM254 217V216H253ZM252 217V218H253ZM259 217V216H258ZM257 218V216H256ZM255 219V218H254ZM259 219V218H258ZM264 220V218H262ZM260 219V220H262ZM118 220V219H117ZM222 220V221H220ZM251 220V219H250ZM256 220V219H255ZM188 220V222H190ZM115 222V223H114ZM120 222V221H118ZM257 222V220H256ZM217 223V222H216ZM224 223V222H223ZM226 223V222H225ZM224 223V224H225ZM226 223V224H227ZM245 224V223H244ZM113 225V226H112ZM192 225V227H193ZM239 225H242L241 223L238 224L237 223V227H239ZM259 225V224H258ZM257 225V226H258ZM190 226V225H189ZM189 226L186 227L189 228ZM223 225H221L222 227ZM228 228L226 229H230L229 226L230 225H227ZM245 226V225H244ZM256 226V227H257ZM262 226V225H260ZM128 227V226H127ZM219 227V226H218ZM218 227L215 229L214 233H213V228L210 229L211 232L210 233H207V234H203L199 237V235H196V237L193 236V240H195L194 243H197V246L202 249L205 250L209 248L212 249V251L210 250V253L207 252V255H210L212 252L215 253L213 250L215 248L213 247H216V245H218L219 248L222 249V246H223V249H224V246L227 245L225 247V252L230 248L229 246H231V248L228 250V255L225 254V256L227 255L228 256V260L227 259H224L223 260V256H221V258L219 257V259L221 260V264H251V261H249L248 259L250 258H246V254H251V253H244L243 255V247L246 249L245 251L247 252V249L249 248L250 250V247H251V237L249 238V242L248 241V237L246 238V234H249L247 232V230H242L241 231V234H239L240 232L238 233H234V231H228L227 230H224V232H226L225 234H223L224 232L223 229H225L226 226H224V228L222 229L221 227ZM235 227L234 225H232V228ZM119 228V227H118ZM123 228L125 229V226H123ZM132 228V227H131ZM231 228V229H232ZM261 228V227H260ZM113 229V230H112ZM134 229V228H133ZM132 229V230H133ZM235 230V228H233ZM238 229V228H237ZM259 229V227H258ZM135 230V229H134ZM217 230V231H216ZM100 231V230H99ZM151 231V230H150ZM190 230H188L189 232ZM218 231H221V234L223 235H220L219 233H217ZM262 231L264 232V227H262ZM131 232V231H129ZM134 232V231H133ZM132 232V234H133ZM98 233V232H97ZM127 233V232H126ZM138 233V232H137ZM170 233H174V232H170ZM169 233V234H170ZM187 233V231H186ZM191 233V234H192ZM244 233V234H242ZM246 233V234H245ZM123 234V233H122ZM139 234V233H138ZM159 234V233H158ZM162 234V233H161ZM159 235L162 236V235ZM167 235V236H170V235ZM191 234L187 233L186 236L188 235V237H186V239L188 238L189 239V236H191ZM198 234V233H197ZM137 235V234H136ZM135 235V236H136ZM152 235V234H151ZM175 235V234H174ZM250 235V234H249ZM147 236V235H146ZM154 236V235H153ZM173 236V235H172ZM171 238H174L175 236H173ZM251 236V235H250ZM130 237H131V234H130ZM133 237H134V234H133ZM139 237V236H138ZM145 237V236H144ZM155 237V236H154ZM157 237V236H156ZM165 237V236H164ZM199 237V238H198ZM153 238V237H152ZM196 238V239H195ZM151 239V238H150ZM157 240V238H154ZM163 239V238H162ZM161 239V240H162ZM177 239V238H176ZM181 239V238H180ZM178 239V241L180 240ZM191 239V237H190ZM247 239V240H246ZM136 242H141L140 239H134ZM139 240V241H138ZM143 240V239H142ZM160 240V241H161ZM168 240V239H167ZM182 240H185V239H181L180 242H182ZM145 241V240H144ZM150 241V240H149ZM177 241V243H179ZM190 241V240H189ZM134 242V241H133ZM146 242V241H145ZM148 242V241H147ZM153 242V241H151ZM171 242V241H170ZM185 242V241H184ZM187 242V241H186ZM185 242V243H186ZM247 242V243H246ZM164 243V242H163ZM168 243V242H167ZM176 243V244H177ZM249 243V244H248ZM136 243H134L135 245ZM162 244V242H161ZM190 244V243H189ZM249 246H247V245ZM133 245V244H132ZM133 246H130L131 247V250H130V253L132 250V247L135 248ZM137 246H139L138 244H136ZM135 245V246H136ZM179 244H177L178 246ZM183 245V244H182ZM194 245V244H193ZM192 245V246H193ZM221 245V247H220ZM158 246V245H157ZM175 246V245H174ZM175 247V248H178V247ZM143 246H141L142 248ZM229 247V248H228ZM248 247V248H247ZM140 249V247H138ZM174 249V247H172ZM180 248V247H179ZM176 249L175 251L177 252H173L174 250H171L173 253H171L169 250H167L168 254H170V259H169V263L167 264H195L194 263V260L193 258L190 256H187L181 252H184L182 249ZM184 248V247H183ZM188 248V246H187ZM186 248V249H187ZM191 248V246H190ZM219 248L215 249V251H217ZM227 248V250H226ZM129 249V248H128ZM137 249V248H135ZM222 249V250H223ZM142 250V249H141ZM145 249L143 248V251ZM160 250V249H159ZM248 250V252H249ZM154 251V250H153ZM162 251V250H160ZM166 251V250H165ZM191 251H192V248H191ZM195 251V249H194ZM193 251V252H194ZM220 251V250H219ZM217 251V252H219ZM244 251V252H245ZM137 252V251H135ZM158 252V251H157ZM225 252H221L222 254L225 253ZM203 253V252H201ZM200 253V254H201ZM205 253V252H204ZM209 253V254H208ZM212 253V254H213ZM220 253V252H219ZM129 254V253H128ZM132 254V253H131ZM139 254V250H138V253L136 254V256ZM141 254V253H140ZM151 254V252H150ZM162 254V253H161ZM187 254V253H186ZM193 255L195 253H192ZM211 254V256H212ZM134 254H132V257H133ZM143 257H142V260L140 258V260H137L136 258V264H159L158 261H153V259L150 257V256H146L147 253H144L141 254ZM140 255V257H141ZM149 255V254H148ZM172 255V256H171ZM206 255V253H205ZM216 255V254H215ZM218 256H220L218 253H217ZM253 254H251V256L249 255V257H252ZM196 256V254L194 255ZM204 256V255H202ZM214 256V255H213ZM224 256V257H225ZM254 256L256 257V255L254 254ZM132 257L130 260H132ZM135 257V256H134ZM139 258V256H137ZM216 257V256H214ZM159 258V257H158ZM157 258V259H158ZM166 258V257H165ZM211 259H214V260H217L215 258H212L210 257ZM209 257H207V259H209L211 262L212 260L210 259ZM226 258V257H225ZM135 259V258H134ZM199 259V258H198ZM167 260V258H166ZM135 261V260H134ZM133 261V262H134ZM165 262V261H164ZM199 262V261H197ZM214 262V261H212ZM219 262V261H218ZM131 264H134L132 263V261L130 262ZM199 264V263H198ZM217 264V262H216Z\"/></svg>",
    "mask_w": 264,
    "mask_h": 264
}]
</instances>
